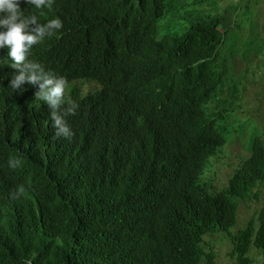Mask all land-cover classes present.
<instances>
[{"label":"trees","instance_id":"1","mask_svg":"<svg viewBox=\"0 0 264 264\" xmlns=\"http://www.w3.org/2000/svg\"><path fill=\"white\" fill-rule=\"evenodd\" d=\"M206 1L21 3L42 24L63 22L30 58L102 90L78 102L74 136L56 138L38 86L13 90L17 70L0 54V264H215L204 237L230 234L241 202L264 185V127L244 121L257 136L240 140L250 156L214 191L204 176L229 143L212 119L234 110L216 99L229 82L221 50L235 20L228 10L198 15L182 37L158 38L161 20H185ZM252 248L264 264V209L235 233L232 255L250 264Z\"/></svg>","mask_w":264,"mask_h":264},{"label":"rangeland","instance_id":"2","mask_svg":"<svg viewBox=\"0 0 264 264\" xmlns=\"http://www.w3.org/2000/svg\"><path fill=\"white\" fill-rule=\"evenodd\" d=\"M186 1L192 4L194 0ZM216 1L219 8L215 6L214 0H207L204 6L191 5L188 9L189 17L185 20L182 13L177 16L169 14L159 23L158 38L182 37L198 15H224V11L228 10L234 18L233 22L235 20V26L232 25L234 29L226 41V46L221 50L224 60L232 64L228 74L229 82L216 99L231 104L234 110L224 118L216 121L212 119L219 129L224 130L229 143L217 157L212 159V164L204 176V180L212 186L213 190L219 192L227 186L230 177L238 169V165L250 156L247 144L245 149L240 140L248 138L251 142L257 138L256 135H251L244 129V121L250 122V119H254L264 127V0ZM257 48H260L262 52H257ZM83 83L70 84L66 91L68 94H65L66 99L78 95L79 85ZM84 87L89 91H94L97 89V84ZM234 87L238 88L240 100L231 98ZM35 102L39 105L44 103L39 100ZM211 109L215 115L222 112L218 111L216 105ZM263 208L264 185H259L251 199L241 202L238 208V219L229 235L215 234L204 238L203 250L208 254H214L215 264H241L232 255L235 233L244 228L247 222L257 216ZM250 258L251 264L261 263V257L255 248L251 249Z\"/></svg>","mask_w":264,"mask_h":264},{"label":"clouds","instance_id":"3","mask_svg":"<svg viewBox=\"0 0 264 264\" xmlns=\"http://www.w3.org/2000/svg\"><path fill=\"white\" fill-rule=\"evenodd\" d=\"M65 1L67 0H0V54L10 59L11 64L7 63L8 67L17 70V74L12 77L10 68H8L10 87L16 90L24 84L38 86L35 100L43 101L42 107L48 106L52 127L55 129V137L71 139L75 132L71 119L79 107L78 102L84 100L82 98L84 96L87 97L101 91L102 87L97 84V89L89 91L84 86L96 85V83H83L79 85L78 95L66 99L65 94H68L66 91L70 85L67 78L58 76L51 70H46L40 62L30 58L34 46L40 44L45 38L55 35L63 28V22L59 18H54L42 24L37 15L32 14L33 12L30 15H25L26 9L22 10L20 6L21 3H27L36 9L48 8L51 10ZM21 164L22 161L14 157L8 161V166L13 170L20 167ZM25 191L24 185L21 184L10 194L11 198H19ZM211 192L214 191L211 190ZM228 233L226 234L229 235ZM262 263L261 257L260 264ZM26 264H31V262L26 261Z\"/></svg>","mask_w":264,"mask_h":264}]
</instances>
